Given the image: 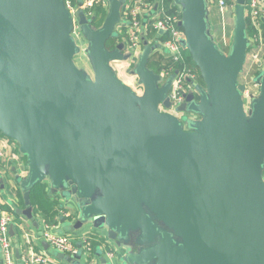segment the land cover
I'll use <instances>...</instances> for the list:
<instances>
[{
  "label": "water",
  "instance_id": "obj_1",
  "mask_svg": "<svg viewBox=\"0 0 264 264\" xmlns=\"http://www.w3.org/2000/svg\"><path fill=\"white\" fill-rule=\"evenodd\" d=\"M126 1L108 0L96 28L65 0H0V131L28 162L19 178L26 207L15 212L40 228L31 190L47 182L74 209L66 231L92 225L123 249L125 264H264V71L252 77L259 93L249 106L239 81L251 45L247 0L235 1L228 53L212 34L208 0H174L203 79L179 110L196 119L162 111L175 74L148 67L156 47L147 40L132 70L142 94L113 68L131 58L125 41L107 46ZM76 18L93 75L74 59ZM52 250L85 264L81 242L73 255Z\"/></svg>",
  "mask_w": 264,
  "mask_h": 264
},
{
  "label": "built area",
  "instance_id": "obj_2",
  "mask_svg": "<svg viewBox=\"0 0 264 264\" xmlns=\"http://www.w3.org/2000/svg\"><path fill=\"white\" fill-rule=\"evenodd\" d=\"M235 1L236 0H217L219 14L221 17L225 16L230 6L235 5ZM66 4L75 15L77 9L81 7L84 9L88 18H91L92 8L94 6H102L108 10L109 2L108 0H82L81 6L80 2H78L75 6H72L70 2H66ZM173 6H177V9L170 11L165 8L164 4H160L158 15L152 18L154 21L153 27L159 35L155 36V38L152 40L155 41L154 46L156 47V51L164 53L171 58V66L160 73L162 78L165 79L170 74H175L169 91L171 105L169 107H164L161 105V109L164 112L171 113L176 117L183 119L187 111H180L179 106L186 101V94L194 91L195 84H200V82L198 80V74L192 65L186 61V57L184 55L185 48L183 46L182 40L185 38V34L183 28L179 25V22L182 18L181 8L179 5L174 3ZM149 9H152V3L146 2L144 0H135L134 3L122 11V13L130 21L129 27L127 29L128 37H124L123 40L126 43L128 52L131 53V58L133 57L137 59L142 52L144 42L143 34L147 30V27L145 31L142 28V15L145 10ZM247 14L249 16L252 29V34L249 35L251 42L249 49L252 47L253 50H255L254 52H256L253 61V68H255V73H260L264 71V62L260 58V52L264 48V4H259L258 0H250ZM123 21L117 27V30L122 29L121 27L124 25ZM146 26H148V23ZM160 31H162V33H160ZM73 35L78 43L81 40L80 37H83L77 18ZM160 35H164V40L160 38ZM255 85L259 87V84L256 82ZM246 92L247 91H245V93ZM245 93L244 95H246ZM258 93L252 95L257 96ZM250 95L251 94H249L247 97L248 105L245 101L246 106H249V103L251 102ZM189 117L192 119L199 118V116L195 113ZM65 216L76 218L72 211L71 213H66ZM13 225V212H9L0 208V255L3 264H16L14 254L16 253L18 243L14 241L13 236L10 234V228ZM56 226V224L50 223L46 220H42L40 222V231L42 232L41 236L43 240L49 243L52 249H56L65 254L73 255L78 251V243L81 242L84 254L93 253L94 241L97 240L96 236H92L90 232L86 231L81 234L73 232H59ZM31 238L32 235L30 233H23V239L25 243L28 244V246H30L33 242ZM107 256L109 258H114L116 257V253L110 251ZM20 258L22 264H68L51 262L50 259L44 254L35 253L32 247L29 248V252L27 254H24Z\"/></svg>",
  "mask_w": 264,
  "mask_h": 264
},
{
  "label": "crops",
  "instance_id": "obj_3",
  "mask_svg": "<svg viewBox=\"0 0 264 264\" xmlns=\"http://www.w3.org/2000/svg\"><path fill=\"white\" fill-rule=\"evenodd\" d=\"M80 1V0H79ZM135 0H127L123 10L124 11L128 6H130L132 3H134ZM209 2V10L216 13V15L219 13V8L217 4V0H208ZM259 4H264V0H258ZM160 7L159 2H152V9L145 10L142 15V28L145 31L146 25L149 20H153L156 15H158V9ZM227 13V12H226ZM123 16V23L124 25L121 27H126L128 29L130 21L129 19L122 13ZM211 14L209 15L211 28L214 22L211 20ZM218 16L221 17V15L218 14ZM219 17V18H220ZM226 17V15L224 16ZM224 17H221V20L217 22V31L218 29H224L223 23L224 20H226ZM119 31V30H118ZM147 31V30H146ZM122 33V31H121ZM213 34V33H212ZM146 32H144L143 36L145 37ZM214 35V34H213ZM215 41L220 45V43L216 40V36L214 35ZM224 36L223 34L220 36V39L223 40ZM144 40H146L144 38ZM124 41V40H123ZM221 46V45H220ZM222 47V46H221ZM126 48V46H125ZM125 51H128L126 48ZM0 204H8L13 207V214H14V235L13 239L15 242L18 243V249L20 257L24 254H27L29 252V248L32 247L33 251L35 253H42L45 256H47L51 262H60V263H66L63 260L58 259L53 253L50 251L51 249H44V246L42 244L43 238L39 234L40 228H36L32 225L30 220H28L24 215L17 214L16 208L25 209V202L23 197V191L20 186L19 178L25 177L28 172V162H27V156L20 151L19 145L16 141L9 139L7 137H4L0 135ZM48 195L51 198L58 199L60 202V210L57 214L58 222L55 223L57 226L59 232H70V231H63L60 229L64 225L70 226L76 218L73 219V222L70 224H65L67 218L72 217H66V213H71V210L69 209V204L65 203L64 199L59 197L58 195L49 194ZM75 215V214H74ZM65 216V221H61L60 217ZM36 219H38L39 222L42 220L35 216ZM90 232L92 236H96L98 245H95L93 248V255L87 259L86 262H91L92 264H101V257L102 255L107 259V264H125L124 262H121L123 257V249H121L120 246L117 245V243L109 239L106 234L101 233L97 231L92 225H86L82 229L76 230L73 233L81 234L83 232ZM28 232L32 235L31 240L33 241L30 246L25 243L23 239V233ZM96 241V240H95ZM16 248V249H17ZM100 254V252H102ZM113 251L116 253V258H109L107 254ZM15 263L16 264H22L21 258L17 256V253L14 254ZM0 264H3L1 255H0Z\"/></svg>",
  "mask_w": 264,
  "mask_h": 264
},
{
  "label": "trees",
  "instance_id": "obj_4",
  "mask_svg": "<svg viewBox=\"0 0 264 264\" xmlns=\"http://www.w3.org/2000/svg\"><path fill=\"white\" fill-rule=\"evenodd\" d=\"M146 2H159V4H164L165 8H167L170 11L176 10L177 6H173L174 0H144ZM65 2H70L72 6H75L79 0H65ZM162 2V3H161ZM231 3V1H230ZM249 3L250 0L246 1V21H247V30L248 35L252 34L251 24L249 21V16L247 14V10H249ZM211 20L214 22V24H217L219 20H221V17L216 15V13L211 11ZM107 15V9L103 8L102 6H94L92 8V16H91V22L92 25L96 28H99ZM220 15V14H219ZM220 17V18H219ZM153 20L148 22L147 31L145 35V39L151 44L154 45L155 41L152 40L155 38V36L159 35L155 28L153 27ZM122 33L118 32L117 37H112L108 42L107 46L109 48H114L116 43L119 41H122L124 37H128L127 34V28L123 27L121 29ZM161 39L164 40V35H160ZM152 40V41H151ZM249 50V49H248ZM184 55L186 57V61L192 65L196 73L198 74V80L200 84H203V79L200 74V71L198 67L194 64L192 57L187 49L184 50ZM171 66V58L165 55L164 53H161L159 51L154 50L149 58L148 67L153 69L157 73H161L162 71L168 69ZM178 66V64H177ZM259 73V72H258ZM256 73V74H258ZM0 135L5 136L1 131ZM8 138V137H7ZM10 139V138H9ZM49 186L47 182H40L31 190V201L34 208V215L40 219H44L50 223H57L58 218L57 214L60 210V202L58 199L51 198L49 193ZM50 194V193H49ZM0 208L9 212H12L14 209L12 206L8 204H0ZM98 245V241H94V246Z\"/></svg>",
  "mask_w": 264,
  "mask_h": 264
},
{
  "label": "rangeland",
  "instance_id": "obj_5",
  "mask_svg": "<svg viewBox=\"0 0 264 264\" xmlns=\"http://www.w3.org/2000/svg\"><path fill=\"white\" fill-rule=\"evenodd\" d=\"M236 4V3H235ZM234 11H235V5H232L229 7L227 13L225 14L226 17H224L226 20H224L223 26L224 29H218L217 31V25L213 24L211 31L212 33L216 36V40L220 43V45L222 46L221 48L224 50V52L228 53L229 51V46L231 44L232 41V32H233V28H234ZM119 33H121V30L118 31ZM223 34L224 38L223 40L220 39V36ZM76 36V35H75ZM80 41L79 44L83 45L81 46L82 51L80 53H78L77 55H75L74 59L77 63V65L79 67H81L82 69L86 70L88 74L93 75V67L90 63V60L88 58V56L86 55V53L84 52V49L86 47V41L84 40V38L80 37ZM255 50H253V48L251 47L248 50V55H247V60L246 63L244 65L243 71L240 74L239 77V81L241 84L246 86V95H244V100L247 103V97L249 96V94H256L259 91V87L255 85V81H253V79L251 77H254V75L256 76L257 74L254 72L255 68H253V61H254V56L256 55V52H254ZM258 55V54H257ZM260 58L262 59V61L264 62V48L261 50L260 52ZM137 59L136 58H129L127 60H116L112 62V66L115 69L116 73L118 74V76L126 82V84L132 86L134 88V90L138 93V94H142L143 93V88L142 86H140L139 84V80L138 77L132 73V70L135 67V63H136ZM69 209L73 212L74 214V209L71 206V204H69ZM73 217L72 218H67L66 223L65 224H70L73 222ZM44 220V219H41ZM68 225H64L60 230L66 231V227ZM51 252L54 250H50ZM103 252V251H102ZM93 254H84L83 253V258L82 261L85 264H92L91 262H86V260L92 256ZM117 256V255H116ZM116 258V257H115ZM121 262H123V260H120Z\"/></svg>",
  "mask_w": 264,
  "mask_h": 264
},
{
  "label": "flooded vegetation",
  "instance_id": "obj_6",
  "mask_svg": "<svg viewBox=\"0 0 264 264\" xmlns=\"http://www.w3.org/2000/svg\"><path fill=\"white\" fill-rule=\"evenodd\" d=\"M198 97V96H197ZM192 114H194V113H188V112H186V114H185V116H184V118L186 117V118H189V116H191ZM184 127L186 128V125L184 124Z\"/></svg>",
  "mask_w": 264,
  "mask_h": 264
}]
</instances>
